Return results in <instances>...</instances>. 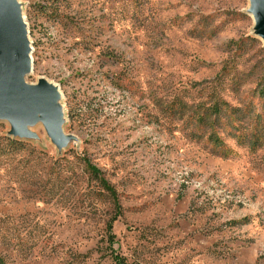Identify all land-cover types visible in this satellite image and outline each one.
I'll return each mask as SVG.
<instances>
[{
    "label": "rangeland",
    "instance_id": "obj_1",
    "mask_svg": "<svg viewBox=\"0 0 264 264\" xmlns=\"http://www.w3.org/2000/svg\"><path fill=\"white\" fill-rule=\"evenodd\" d=\"M57 136L0 119V264H264V29L251 0H7ZM21 143L4 152L5 141ZM115 191L119 211L85 166Z\"/></svg>",
    "mask_w": 264,
    "mask_h": 264
},
{
    "label": "water",
    "instance_id": "obj_2",
    "mask_svg": "<svg viewBox=\"0 0 264 264\" xmlns=\"http://www.w3.org/2000/svg\"><path fill=\"white\" fill-rule=\"evenodd\" d=\"M256 18L264 29V0H251ZM28 70L27 48L22 25L14 17L7 0H0V119L9 118L16 128L39 115L46 130L57 136L58 116L54 95L43 89L22 85Z\"/></svg>",
    "mask_w": 264,
    "mask_h": 264
},
{
    "label": "trees",
    "instance_id": "obj_3",
    "mask_svg": "<svg viewBox=\"0 0 264 264\" xmlns=\"http://www.w3.org/2000/svg\"><path fill=\"white\" fill-rule=\"evenodd\" d=\"M23 147L24 146L21 143L6 140L4 152L10 153V152L19 151L20 149H23ZM84 162H85V166H86L87 170L90 172V174L95 179L99 180L102 189L108 193L110 198H112L114 205H115V210H116V212H118L119 207L117 204V198H116V193H115L114 189L104 179H100V172L95 167L91 166L87 161H84ZM115 220H116V216L111 218L109 220V222L107 223V226H106L107 233H108L107 244H108V249L110 250V258H111L113 264H128L126 262V260L124 259V257L120 256L119 254H117L116 252H114L112 250V245L114 243L113 242L114 235L112 233V225H113ZM0 262H1V260H0Z\"/></svg>",
    "mask_w": 264,
    "mask_h": 264
}]
</instances>
